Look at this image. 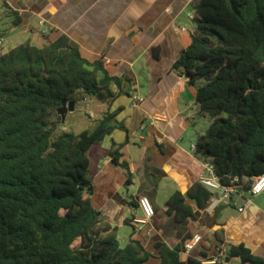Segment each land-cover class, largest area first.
<instances>
[{
    "label": "trees",
    "instance_id": "1",
    "mask_svg": "<svg viewBox=\"0 0 264 264\" xmlns=\"http://www.w3.org/2000/svg\"><path fill=\"white\" fill-rule=\"evenodd\" d=\"M11 25L22 17L1 1ZM194 27L189 45L173 63L195 89L197 115L210 122L193 153L210 161L223 185L248 191L264 173V0H191ZM2 32H0V41ZM130 80L112 75L103 58L84 57L62 34L41 46L29 40L0 52V264H145L152 256L131 224L121 246L116 226L104 221L90 197L91 160L105 135L125 128L112 102ZM94 98L106 109L87 128L60 130L63 101ZM120 145L103 151L132 183ZM212 190L196 181L174 191L166 211L177 221L190 216L185 203L201 206ZM127 205H138L127 198ZM157 264H182L178 246L157 244ZM206 257L205 254H202ZM188 264H202L189 257ZM212 264H264L244 243L226 244Z\"/></svg>",
    "mask_w": 264,
    "mask_h": 264
},
{
    "label": "crops",
    "instance_id": "2",
    "mask_svg": "<svg viewBox=\"0 0 264 264\" xmlns=\"http://www.w3.org/2000/svg\"><path fill=\"white\" fill-rule=\"evenodd\" d=\"M5 1L19 11L21 24L32 19L43 24L47 41L64 34L78 44L84 57H101L112 75L130 80L109 107L110 111L119 108L116 120L125 128L113 129L95 149L90 197L104 221L117 228L124 225L126 216L142 215L138 207L127 205L128 197L136 204L140 196L149 198L152 217L131 222L152 255L145 264L159 262L157 244L178 246L182 264H188L189 257L212 264L229 243H244L264 257V204L250 203L245 192L225 198L211 191L201 206L187 197L185 203L192 213L180 221L166 211L168 197L176 190L185 194L208 174L206 164H210L209 159L193 153L195 139L208 126L203 123L198 129L196 118L205 119L207 114L197 115L195 89L173 69L191 41L195 12L191 0ZM141 58L149 71L144 93L134 88V63ZM135 95L142 98L136 105ZM113 143L121 146V159L127 161L132 174L127 188L123 170L110 155L103 156ZM245 203V209L239 211ZM196 233L201 235L200 241L185 250L184 244Z\"/></svg>",
    "mask_w": 264,
    "mask_h": 264
},
{
    "label": "rangeland",
    "instance_id": "3",
    "mask_svg": "<svg viewBox=\"0 0 264 264\" xmlns=\"http://www.w3.org/2000/svg\"><path fill=\"white\" fill-rule=\"evenodd\" d=\"M0 0V32H2V39L0 41V52L16 46L18 43L29 40L31 43L41 46L47 43L46 37L42 35L44 25L39 24L38 20L32 19L29 24L22 23L18 26L11 25V17L5 14L4 7L1 6ZM144 58L134 63V81L137 85L134 88H139L142 93L149 85V71L145 66ZM135 91V90H134ZM106 109L104 104H101L94 98H87L80 103H76L73 109H67L63 116H61L60 130H70L79 132L88 127L92 118L100 117L101 113ZM196 127L200 129L204 124L208 125L209 117L203 119L196 118ZM204 123V124H203ZM247 198H250V203H254L260 207L264 204V193L258 195H251L249 192L244 193ZM131 231L129 225H121L116 229V236L121 246L125 245L128 240V235Z\"/></svg>",
    "mask_w": 264,
    "mask_h": 264
},
{
    "label": "built area",
    "instance_id": "4",
    "mask_svg": "<svg viewBox=\"0 0 264 264\" xmlns=\"http://www.w3.org/2000/svg\"><path fill=\"white\" fill-rule=\"evenodd\" d=\"M141 99H142L141 96L135 95L134 105H136ZM206 168L208 170V174L202 175L198 181L206 188L212 191L219 192L221 196L225 198H230L232 196L242 194L243 192H249L253 196L264 191V173L253 177V181L251 182L249 190L244 191L242 188V184L240 183L229 184V185L221 184L219 179L213 173L211 164H206ZM137 205L142 215L133 218V222L136 223L145 222L149 218H151L152 215L154 214L152 203L147 196H140L137 199ZM245 207H246V203L245 205L239 207L238 210L243 211ZM200 239H201V235L199 233L193 234L189 238V240L184 244L185 250H190L191 248H193V246L196 245L200 241ZM222 251H224V248L221 250V252Z\"/></svg>",
    "mask_w": 264,
    "mask_h": 264
},
{
    "label": "water",
    "instance_id": "5",
    "mask_svg": "<svg viewBox=\"0 0 264 264\" xmlns=\"http://www.w3.org/2000/svg\"><path fill=\"white\" fill-rule=\"evenodd\" d=\"M184 78H186L184 76ZM74 101L70 100V101H63L62 104H61V107L58 108V113L63 116V113L67 110V109H73L74 108ZM113 163H115L116 161L115 160H112Z\"/></svg>",
    "mask_w": 264,
    "mask_h": 264
}]
</instances>
